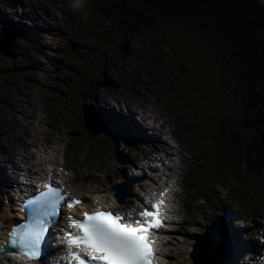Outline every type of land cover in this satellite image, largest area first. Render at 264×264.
I'll use <instances>...</instances> for the list:
<instances>
[{
	"label": "rangeland",
	"instance_id": "obj_1",
	"mask_svg": "<svg viewBox=\"0 0 264 264\" xmlns=\"http://www.w3.org/2000/svg\"><path fill=\"white\" fill-rule=\"evenodd\" d=\"M46 1L21 0L20 2L19 0H0V21L4 19L26 34L20 35L16 33L15 55L5 57L0 54V144L2 142L7 145L18 143L15 132L17 127L20 128V126L16 120L21 118V114L15 111L12 112V116L6 109L3 99H8L6 95L10 93L11 99L14 94H17L16 101L22 102L30 110H33V107L43 109V113L51 122L67 120L73 122L76 128H68L64 135H61L57 130L50 133L49 129L52 125L44 123V133L41 138L51 136L62 139L58 144V148L61 147L60 151L67 153V164L74 169V183L78 187L109 185L117 178L126 175L125 170H120L117 167L115 153L123 152L129 154L124 148L125 145H132L129 140L117 139L116 144L110 143L102 158L95 154L90 162L91 166L88 167L86 165L85 151L87 150L88 152V146L86 145L90 138L83 131L81 117L84 106L96 108L95 111L99 112L103 111L102 108L109 110L107 103L102 99V96L106 95L97 96L98 93H108L111 103L116 105L117 110H123V112H126L125 109L130 102L137 106H140L143 101L157 105L156 95L143 84H148L149 88H157L164 81L161 72L162 68L148 58L144 63H138L139 58L144 59L141 53H156L149 45L153 40L161 39L164 43L175 44L179 47L180 68L172 55L171 60L174 62L175 69L180 77L181 71L183 82L188 87L190 98L205 113L199 117L202 119L203 125L213 133L218 135V132H220L218 125L221 121L224 123V120L227 122L230 118H235L236 110L241 108L247 98L245 95L249 87L247 80L250 78V68L244 57L241 55L239 57L234 56L235 50L239 48L238 37L236 34L230 36L227 33L222 16V13L224 15L223 4L219 0H184L185 7L191 15L190 18L168 20L159 16L154 19L152 28L139 27L137 30L131 29L126 24L125 12L122 9L115 10L112 8L114 0H96L98 8L89 9L87 15L92 17L102 28L98 29L92 26L91 30H98L105 37L98 39L100 46L94 45L89 38L87 39L86 44L90 47V55L88 57H95V53L101 51L104 57H108L112 63L117 64V67L124 64L128 65V67L123 66L119 70V82L124 83L126 86V88H119L117 82L119 79L118 74L112 64L108 63V70L112 68L113 70L111 72L106 70L101 78L107 77V79L112 81L96 92V103L91 102V100L78 99L68 87V82H73L74 88L77 89V94H83L79 89L85 81L93 77L91 72L87 76L84 77L82 75L81 77V71L74 63L78 56L86 55L87 50L82 47L81 42L84 37L89 35L88 29L90 26L85 23L78 25L77 22H73L64 0L57 1L70 23H63V30L61 31L56 27L49 26L45 22L46 19L42 17L43 15L32 9L33 7L38 10L42 7L46 8L48 5ZM144 5L145 8H143L142 13L151 15L152 11L149 6L152 5L146 1H144ZM128 6H130L129 1ZM127 10L129 11V9ZM140 10L141 8L139 7ZM167 10L169 11V8ZM101 11L105 13V16H99L98 18L97 13ZM57 16L56 20L62 22L64 19L62 14L57 13ZM260 17L264 21V10ZM195 19L199 20L204 32L201 33L194 25ZM130 21L135 22L133 19H130ZM51 25L54 26L55 23H51ZM2 28L4 26L0 24V32ZM30 36L33 39L32 43L38 44L27 50L26 47L31 39ZM41 40L44 41L40 43ZM127 51L129 52L126 54ZM157 56L160 58V55ZM133 69L135 71L134 75ZM183 69L185 71H182ZM124 70L132 75L124 74ZM30 72H33V74ZM134 76L140 77V79H136ZM9 80L15 82L12 92L7 85ZM18 87L28 90L30 92L27 91L29 95L21 96L19 92H22V90ZM138 93H143V96ZM161 98L162 102L157 106L160 107L162 112H166L168 109L166 100L162 95ZM96 104H98V107H96ZM169 112L171 119L175 121L177 116L173 115L170 110ZM133 119L137 121L134 116ZM239 121H233V130L230 129L225 132L227 137L232 135V142L230 140L229 144L231 145L232 143L235 149L247 137L251 138L249 127L246 126L245 122H243L244 126L241 125L235 129L237 125H240L236 124ZM69 126L67 125V127ZM175 127L179 128L180 132V136L176 140L179 141V138H182L186 144L184 152L187 159L182 167L183 175L181 180L187 188L188 196L184 197V204L186 205L182 211L184 222L180 224L172 237L169 245L171 251L167 250L170 253L168 260L170 264H191L188 251L191 248L192 239L194 235L202 232L209 223L213 212L210 206L202 201L195 204L196 199L199 198V192L191 163V159L194 156L190 139L191 135L186 132L182 121L181 124H172V128ZM216 141V146L221 147V137L216 139ZM42 142L46 146V143ZM105 144L106 142H102L100 147H104ZM49 145L53 146V143H49ZM75 146L80 149L78 155L75 154ZM138 147L140 148V157L136 162L144 160L148 156L161 154L152 155L149 151L151 147L147 145H139ZM33 149L36 148L32 147L30 151H33ZM107 155L108 158H106ZM129 155L132 157V154ZM0 158H2L1 155ZM233 162L234 157L231 156L227 142H225L218 153L215 147L208 156L206 165L214 173L242 171L240 164L233 165ZM89 171L107 178V181L101 182L97 178L89 179L87 177ZM243 177L244 175H239L240 182H242ZM217 189L215 187L210 195L212 204L214 201L220 202L222 200V198L215 199L220 188ZM262 197L264 201V194ZM216 204L218 205L219 203ZM1 207L2 203H0ZM242 213L247 216L246 225L251 224L253 218H257L251 208L249 210L242 209ZM260 221L264 223V219ZM229 225L231 226V223ZM0 264H3V261H0Z\"/></svg>",
	"mask_w": 264,
	"mask_h": 264
},
{
	"label": "snow or ice",
	"instance_id": "obj_2",
	"mask_svg": "<svg viewBox=\"0 0 264 264\" xmlns=\"http://www.w3.org/2000/svg\"><path fill=\"white\" fill-rule=\"evenodd\" d=\"M124 187L119 185L110 193L120 204H124ZM169 191L165 188L154 202L144 200L138 210L113 212L96 207L79 217L67 213L62 216L64 209L99 201L93 194L72 197L66 186L49 173L43 188L38 187L36 194L24 201L26 219L9 230L5 244L16 250L9 254L39 264L51 229L53 243L65 252L62 264H159L164 254L158 248L157 237L161 229L168 227L165 197ZM61 219L67 221V227L60 228L61 235L57 236L55 226Z\"/></svg>",
	"mask_w": 264,
	"mask_h": 264
},
{
	"label": "bare ground",
	"instance_id": "obj_3",
	"mask_svg": "<svg viewBox=\"0 0 264 264\" xmlns=\"http://www.w3.org/2000/svg\"><path fill=\"white\" fill-rule=\"evenodd\" d=\"M19 1L21 2V0H19ZM56 7H57L56 0H49L48 6L46 8H43V7L39 8V10L42 11V15H43L42 17H44L46 19L45 22H47V24L49 26L56 27V28H58L59 31H61V30H63V28H62V22L63 21L58 22V20H56L58 18V16H57L58 11H57ZM32 9L38 11V9L35 7H33ZM51 23H55V25L52 26ZM0 24L4 27L8 28V30L11 33H18L20 35H26V34L22 33L21 30L17 29L14 25H12L11 23H9L8 21H6L4 19L0 21ZM91 31H93V30H91ZM94 45H98V44H94ZM98 46H100V45H98ZM127 49H128V47H127ZM129 50H131V49H129ZM134 52H135V50H134ZM141 55L144 57V59L139 58L138 63H144L145 62L146 55L143 53H141ZM157 55H160V58L162 60H164V67L166 69V72L163 73L164 78H165V82L164 83L162 82V83L164 85H168V86L172 87L175 94L177 96L181 97L180 101L183 102L184 100H186L185 98H187L189 96V94H188L187 88H185L181 84L180 76L175 69L174 62L171 60L172 56L171 55L168 56L163 51H159ZM103 58H106V57H104L103 53L101 51H99V52L95 53V57L86 58V62L88 65L91 66L94 59L101 60ZM107 59H108V57H107ZM108 61L111 62L110 59H108ZM124 67H126V66H124ZM119 70L120 69H117L118 74H119ZM123 73L126 75H129V76L132 75L128 71H125V70L123 71ZM134 77L136 79H140V77H137V76H134ZM119 85H120V88L126 87L124 85V83L119 82ZM21 90H22V92H19L21 94V96H28L29 95L27 93L28 90L27 91H25L23 89H21ZM137 91H139V90H137ZM151 91L156 95V101H157L156 103L159 106L160 103L162 102L159 91L158 90H151ZM138 94L140 96L141 95L143 96V93H138ZM99 95H106V96H102V99L104 100V102L107 103L109 110H106L105 108L104 109L102 108L103 111H101V112L94 110L96 113L94 116L100 122H102V125L106 126L112 133H118L119 135L137 137V139H139L141 141L142 140L143 141H146V140L154 141V140L158 139L161 136V134L166 130V128L169 127L172 123V120L170 118V112L168 111L167 108H166L167 109L166 112H162L160 110V107H158L157 105H155L151 102H144V106L142 109H139L135 105L131 104V106H129L127 112H122V111L117 110V109H115L109 105L110 101H109V97L107 94H98V96ZM3 99H4V103L6 105V109L8 111L10 109L11 112L17 111L21 114V118L16 120V122L20 126V128L17 127V130L15 132L16 133V139H17L18 143L13 144V145H5V144L2 145V143L0 144V152H1V157H2V161L0 162V182L7 183L9 181V189H10V183L13 180L16 181L15 178L18 175V171L21 169L20 161L25 162L26 166H27L26 170L29 173H32L33 168L35 166H40V167L42 166L41 161L38 160L37 158L42 156L43 158L48 159L47 151H50V149L54 150L55 147L48 145L49 142L53 141V138H51L50 136H46L45 138H41V135L44 133V131L42 130V123H44L46 121V115L43 113V109H41L40 107H37V108L33 107V110H30L29 107L24 106L22 104V102L16 101L17 100V94H14L12 99L10 97H8V99H5V98H3ZM8 101H9V103H8ZM15 101H16V103H15ZM97 105L98 104H96V107H98ZM8 106H9V109H8ZM194 109H196L197 112L193 113L194 112L193 106L190 109L191 112L193 113V115L190 117L192 118L194 125L186 124L185 127L189 128V130H193L197 133L202 134L203 128H205V126L203 125L202 119L196 118L195 116H197V115L203 116L205 113L203 112L202 108L198 104L194 105ZM134 112L139 114L143 120L148 122L156 130V132L160 136L159 135L155 136V137L148 136L147 128L138 119H137V121H135L133 119V116L136 117L134 115ZM176 122L179 123L180 118H176ZM69 124H70V126H69ZM67 125L69 127H72L73 123L71 121H68L67 123H65V125L55 123V128L59 131V133L64 134V132L68 128ZM172 132L175 136L178 135L177 129L173 130ZM217 136L219 137V133ZM160 138H161V140L159 141L160 143H157L156 146H155V143H153L154 149H156V150H161V149H163V147H165L163 144H166V140L163 137H160ZM179 139L181 141V148L179 149V153L181 154V156L183 158L184 157V151L186 148V144L182 140V138H179ZM42 141H44L46 143V146L43 144ZM31 146H34L36 148V150H34L35 153L29 151V148ZM205 149L207 151H209V148L205 147ZM219 149H220V147H217V150H219ZM127 150L129 152H133L136 149L132 146H128ZM170 154L171 153H169L167 151L165 155H170ZM135 156L138 157V153H136ZM119 160H120L121 164H123V162L126 161V157L123 153L119 154ZM181 162H184V161H182V160L179 161L178 166H179V163H181ZM113 186L114 185L112 184V186L109 185V186L105 187L104 189L76 187V186H75V188L77 190L84 191V194H87L90 192H95V193H98L100 195H102V194L106 195V194H110L112 192ZM76 195H81V194L78 193ZM110 196H112V195L110 194ZM113 201H114V199L112 197H110V202L114 203ZM22 210H23V207H22ZM227 210H228V207H226V211L224 213V218L226 219V221L228 223V232H229L228 240L230 241L234 251L235 252L237 251L235 256L240 257V259L245 260L246 256L248 257L249 247H251L250 243L253 244V242H255V240H251V239L246 240L245 238H243V235H241L242 229H240L237 225L235 226L233 224V222L229 219V217L226 213ZM5 211H8V207H6ZM1 222L5 223L6 227H9V225L12 223V219L10 218V214H4V213L1 214L0 215V223ZM229 222L231 223V226L229 225L230 224ZM6 229L7 228L0 230V231L5 233L7 231ZM213 235H215V232ZM217 240H219V239H217ZM51 243L53 246L57 245V244L53 243V237L52 236H51ZM206 250L210 254L216 255L218 260L223 261L224 255H223V253L220 252V250L217 246L206 245ZM243 256H244V258H243ZM210 264H212V263H210Z\"/></svg>",
	"mask_w": 264,
	"mask_h": 264
},
{
	"label": "trees",
	"instance_id": "obj_4",
	"mask_svg": "<svg viewBox=\"0 0 264 264\" xmlns=\"http://www.w3.org/2000/svg\"><path fill=\"white\" fill-rule=\"evenodd\" d=\"M128 1L130 6H128ZM144 1L152 5L149 6L152 11L151 15L142 13L143 8H145ZM219 1L223 4L224 15L222 13V16L227 33L230 36L236 34L238 37L239 48L235 50L234 56L239 57L241 55L244 57L250 68V78L247 80L249 87L245 95L247 97L245 102L239 110H236L234 119L230 118L227 122L224 120L225 124L221 121L218 125L221 142H227L228 150L234 157L232 164H240L242 168L244 177L239 185L241 191L238 196L245 198L257 186V178L264 174V21L260 17L264 10V0ZM139 7L141 8L140 11ZM112 8L115 10L122 9L125 12L126 24L134 30L139 27L152 28L154 19L159 16L168 20L191 17L185 7L184 0H114ZM103 15L105 16V13L101 11V16ZM130 19L135 20V22H131ZM194 25L201 33L204 32L199 20L195 19ZM103 81V78L94 74L89 81L83 83L81 90L85 94L91 95ZM249 88L251 89L249 90ZM188 97L190 101H193L190 96ZM190 113H192L191 110ZM233 121H239L236 124H240L235 129L241 126L243 122H247L251 134V138L247 137L236 149L232 143L229 144L230 140L232 142V135L227 137L225 133L230 129L233 130ZM208 131L213 133L209 129ZM215 137L219 139L217 134Z\"/></svg>",
	"mask_w": 264,
	"mask_h": 264
},
{
	"label": "water",
	"instance_id": "obj_5",
	"mask_svg": "<svg viewBox=\"0 0 264 264\" xmlns=\"http://www.w3.org/2000/svg\"><path fill=\"white\" fill-rule=\"evenodd\" d=\"M13 46V38L11 39V41L9 43L6 42L5 40V34H2L0 36V52L4 53L5 55H11V49ZM164 92V91H161ZM167 96H171V93H165ZM177 100V99H176ZM178 101V100H177ZM171 104H168V107H170ZM175 108V106H173ZM194 255L196 256V253H194ZM216 257V255L214 254H209L208 258H214ZM205 258V255L203 257V259Z\"/></svg>",
	"mask_w": 264,
	"mask_h": 264
},
{
	"label": "clouds",
	"instance_id": "obj_6",
	"mask_svg": "<svg viewBox=\"0 0 264 264\" xmlns=\"http://www.w3.org/2000/svg\"><path fill=\"white\" fill-rule=\"evenodd\" d=\"M77 3H79V0H77Z\"/></svg>",
	"mask_w": 264,
	"mask_h": 264
}]
</instances>
